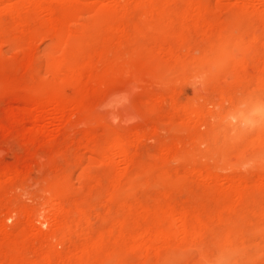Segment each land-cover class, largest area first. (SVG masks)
I'll list each match as a JSON object with an SVG mask.
<instances>
[{
    "label": "rangeland",
    "instance_id": "1",
    "mask_svg": "<svg viewBox=\"0 0 264 264\" xmlns=\"http://www.w3.org/2000/svg\"><path fill=\"white\" fill-rule=\"evenodd\" d=\"M55 1L0 0V264H264V1Z\"/></svg>",
    "mask_w": 264,
    "mask_h": 264
},
{
    "label": "bare ground",
    "instance_id": "2",
    "mask_svg": "<svg viewBox=\"0 0 264 264\" xmlns=\"http://www.w3.org/2000/svg\"><path fill=\"white\" fill-rule=\"evenodd\" d=\"M244 1V3L245 4H247V5H249L250 6V4H251V2H253V1H255V0H243ZM261 2L262 1H264V0H260ZM55 3L56 4H58L59 5V7H56V5H55V7L56 8H58L57 9V16H56V19L54 20V21H50V20H48V26L49 27H52V28H59V29H63V28H65V25H66V23H67V20H68V18H70V16H71V14H74V13H72V10H71V8L70 7H72V6H70V1L68 0V1H65V0H56L55 1ZM57 5V6H58ZM55 8V9H56ZM54 9V10H55ZM74 11V10H73ZM45 13V12H44ZM47 16H49L50 14H49V12L47 11L46 13H45ZM40 16V15H39ZM73 16V15H72ZM45 17V16H44ZM51 17V16H50ZM55 17V16H54ZM53 20V19H52ZM54 30H56V29H54ZM63 32H66V31H63ZM51 105V104H50ZM39 107V106H38ZM51 107V106H50ZM52 108H53V110H55V112L57 111V108L55 107V106H52ZM32 113H41L42 112V109L41 108H35L34 110L32 109ZM48 111V110H47ZM49 112V111H48ZM51 112V111H50ZM44 114V113H43ZM47 114V116L49 117V118H54V114H52V113H46ZM46 114H44V115H46ZM58 114V113H57ZM56 116V115H55ZM51 208V207H50ZM47 213V212H46ZM46 218H47V225L51 228V229H54V228H56V217H55V214H54V212L53 213H50V214H48L47 216H46ZM58 224V223H57ZM44 225V224H43ZM49 228V229H50Z\"/></svg>",
    "mask_w": 264,
    "mask_h": 264
}]
</instances>
